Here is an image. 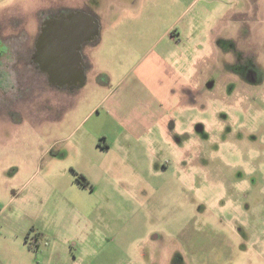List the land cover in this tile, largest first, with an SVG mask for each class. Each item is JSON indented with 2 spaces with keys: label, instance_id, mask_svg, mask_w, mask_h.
Returning a JSON list of instances; mask_svg holds the SVG:
<instances>
[{
  "label": "rangeland",
  "instance_id": "obj_1",
  "mask_svg": "<svg viewBox=\"0 0 264 264\" xmlns=\"http://www.w3.org/2000/svg\"><path fill=\"white\" fill-rule=\"evenodd\" d=\"M85 1L102 32L85 52V85L54 90L53 113L49 94L15 123L0 121V264L5 254L18 262L23 246L37 252L43 226L90 223L92 241L77 245L89 264H264V0ZM45 4L0 0L8 45L41 32ZM174 30L166 119L96 147L109 123L91 110L151 47L170 51ZM45 45L63 53L65 41ZM15 62L0 58V92H20Z\"/></svg>",
  "mask_w": 264,
  "mask_h": 264
},
{
  "label": "crops",
  "instance_id": "obj_2",
  "mask_svg": "<svg viewBox=\"0 0 264 264\" xmlns=\"http://www.w3.org/2000/svg\"><path fill=\"white\" fill-rule=\"evenodd\" d=\"M180 36L177 30L172 32L174 48L171 46L170 51H158L155 46L151 47L139 65L112 85L101 102L91 110L104 111V120L109 123L108 130L98 135L100 139L96 147L111 149L115 144H121L122 135L146 132L166 119L171 109L167 102L171 97L174 77L177 75L175 61L170 62L168 56L174 57ZM100 40L102 32L96 42ZM94 226L90 223L79 230L70 226L63 229V226L57 224L43 226L39 232L35 231V236L39 234L38 240L41 241L40 245H37V252H33L31 247L23 246L26 252L15 264H89L85 260V251L78 254L77 245L88 238L92 239L91 234L96 229ZM32 228L35 230L31 227L27 234ZM10 261L5 254L3 262L10 264Z\"/></svg>",
  "mask_w": 264,
  "mask_h": 264
},
{
  "label": "flooded vegetation",
  "instance_id": "obj_3",
  "mask_svg": "<svg viewBox=\"0 0 264 264\" xmlns=\"http://www.w3.org/2000/svg\"><path fill=\"white\" fill-rule=\"evenodd\" d=\"M8 11L9 8L6 9L7 13ZM93 17L95 16L90 12L85 0H81V2L78 0H51L48 2L47 0V4L42 8L40 7L39 18L37 19L41 23V32H37L31 42L27 43L28 41L22 40L19 44L8 45L5 40H9V38L4 39L3 34H0V58L4 54L9 58L14 56L16 62L12 63L10 67L19 71L22 70V74L25 73L26 76H20L19 86L21 90L19 93L17 87L15 94L0 92L1 122L15 123L12 118L23 114L27 109L29 110V106L41 105L49 94L54 97H48V100L52 102L46 105V110L53 113L59 105L57 98L61 96L54 93V90H64L66 95H70L76 93L77 87L85 85L89 68L85 52L93 43L92 40H89V33L95 32L93 26L95 22L91 19ZM79 18H83V20L78 24ZM68 21H70L71 27L74 26L77 29L67 32V24L64 22ZM78 29H82L83 32H78ZM49 32H54V34H49ZM62 32L66 33L63 34ZM54 35L59 50L62 47V39L65 41L63 53L47 52L46 40L48 36ZM10 36H15V33L12 32ZM78 36L83 39L80 50L76 48ZM19 37L23 38V34ZM9 53H12V56H9ZM23 70H25L24 73ZM36 88L40 89V93L38 95L31 94L29 97V91L33 92ZM35 100L38 102L31 103Z\"/></svg>",
  "mask_w": 264,
  "mask_h": 264
},
{
  "label": "water",
  "instance_id": "obj_4",
  "mask_svg": "<svg viewBox=\"0 0 264 264\" xmlns=\"http://www.w3.org/2000/svg\"><path fill=\"white\" fill-rule=\"evenodd\" d=\"M91 19L94 20V22H95V24L93 25L95 32L89 33V40H92L93 42H95L98 39V36L100 33V24H99V20L97 18L93 17ZM82 40L83 39H81L79 36L77 37L76 48H78L79 50L81 49ZM81 85H83V84H81Z\"/></svg>",
  "mask_w": 264,
  "mask_h": 264
},
{
  "label": "trees",
  "instance_id": "obj_5",
  "mask_svg": "<svg viewBox=\"0 0 264 264\" xmlns=\"http://www.w3.org/2000/svg\"><path fill=\"white\" fill-rule=\"evenodd\" d=\"M76 177H77V181L80 182L83 186L86 187V186L89 185L88 180L85 178V176H84L83 174L78 173ZM32 230H34V229L32 228L31 231H32ZM30 233H31V232H30ZM30 233L27 234V237L30 235ZM35 237L38 239V238H39V234H36Z\"/></svg>",
  "mask_w": 264,
  "mask_h": 264
}]
</instances>
